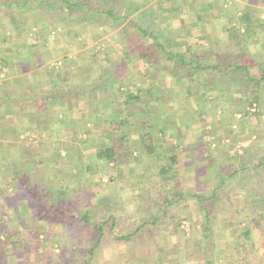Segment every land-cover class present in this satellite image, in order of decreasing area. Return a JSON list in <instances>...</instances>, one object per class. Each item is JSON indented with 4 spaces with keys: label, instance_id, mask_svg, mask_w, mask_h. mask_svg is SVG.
Instances as JSON below:
<instances>
[{
    "label": "rangeland",
    "instance_id": "1",
    "mask_svg": "<svg viewBox=\"0 0 264 264\" xmlns=\"http://www.w3.org/2000/svg\"><path fill=\"white\" fill-rule=\"evenodd\" d=\"M49 2L51 1L49 0ZM91 2L97 3L95 0H91ZM183 3L184 0H117L115 7L117 6L119 11L122 14H127L128 17L125 21H118L115 28H111V25L106 23L108 22L106 18L99 14H94V22L89 20L82 22L79 20L80 14H67L70 10L65 9L63 4L56 1L55 4L47 7H56L57 16L53 17L47 12L31 14L32 17L27 23L26 36L19 37L17 30L13 32L0 24L1 63H3L4 56L8 58L10 55L14 56V52L18 53L19 51L32 56H36L37 53L48 55V60L42 58L41 64L34 65L35 67L33 66V69L29 71L30 76L33 77L30 81H39L41 87L39 91L31 89V93L42 97L47 90L55 89L56 84H58V88L55 90L60 88L61 91L85 87L87 84H94L100 80L115 65V70L122 72L123 75L120 82H118L119 79L115 84L111 81L110 84L113 87L109 88L110 93L108 92L104 96L102 102L105 110L102 112H106L104 117L106 119L108 117L110 101L113 99L124 101L126 96H119L118 89L124 91L127 87L136 92L140 88L157 85L155 95L159 102H154L151 98L147 100V94L141 93V97L147 100L143 106H149L150 116L145 115L136 102L130 104V112L136 123L147 119L151 123L159 124L165 122L164 114L166 113L168 116L166 122L168 121L172 126L169 134L172 133L173 137L172 139L169 137L168 145L173 144L175 139H181L182 144H179L183 149L178 155L179 164H177L180 167L181 175L171 176L165 181L166 184L172 186V191H180L182 196L174 199L175 202L172 206L163 212L160 210L162 207L160 203L162 202L161 194H166L165 191H160L154 182L150 181V184H147V180L144 182L145 179H142V190L144 188L143 191H146L142 192L137 181L134 183V180L127 176L119 177L114 168L101 167L93 170L82 168L78 174L74 175L72 172L69 174L70 176L68 175L69 184L63 183L61 179L55 184L58 187L61 186L60 184L68 186L60 187L62 191H66L64 188H67V191L65 192L66 196H59V193L57 194L54 189L50 190L49 187H45L44 183L46 182L41 180L46 179L45 175L52 170L48 160V154H51L52 150L44 148L45 154H41L44 149L41 147L42 138L40 135L27 139L24 136L22 140L12 142L8 140L6 134H0L2 137L0 152L3 150L8 153L10 151L8 145H19L18 148L22 147V151L29 150L35 157L24 159L19 154L6 157L3 161L4 169L0 175V219L5 223L0 230L15 232L23 240V243L18 246L20 253L18 255L23 258L21 263L83 264V260L88 254V245L92 242L88 240L87 230L75 224L76 221L78 222L75 211H80L84 207V210L89 208L94 220H104L110 214L115 217L114 235L107 239L105 246L95 250L92 264H165L168 262V264H207L204 258L208 251L209 255L215 251L216 258L219 257L216 264H235L236 262L229 258L231 255L227 252L235 249L233 245L235 233L239 235L243 245L245 241H243L241 231L248 222L252 224L251 227H255L254 233L258 234L255 235L257 245L253 247L251 242L248 243L244 250L235 251L236 256L242 258L246 255L250 264H264V220L262 218H260L262 221L256 220L255 213H253L256 210L264 214V103L248 107L250 113H245L242 102L238 101L242 94L240 89L234 92L238 100H226L227 104L223 99L213 103L215 101L213 97L217 94L214 90L215 92H209L206 102L199 96L192 95L191 98H188V105L181 102L183 107H180L175 102H179L182 97L180 96V84L183 80L181 72L174 69L176 71L174 75L166 76L168 71L161 65L159 67L163 69L155 70L156 65L151 67L142 59L137 58L132 61L130 60L131 56L137 57L141 54L135 51L131 52L132 54L128 58L122 57L125 55L124 48L129 44V38H137L139 35L134 23L139 24L144 21H152L150 25L153 27L154 22L164 26L163 41L173 51L179 50L182 47L179 41H184L186 38L182 35L191 34V32L188 33V30L183 33L180 29L182 15L178 9H181ZM43 4L44 2L40 7L42 10H46L47 7ZM189 4L192 5V3ZM136 6L139 9H135ZM171 8L178 10L179 13H173ZM86 10L87 8L83 9V11ZM31 23L36 24V27H32ZM225 23L229 22L225 19ZM192 35L197 37V34L192 33ZM145 44L149 48L154 46L148 38H146ZM163 57L158 58L157 62L162 65H171V62L164 61ZM7 58H5L6 67L4 72H0V77H5L2 82L3 86L14 93L17 90L12 86L14 80L10 78L8 84L6 79L7 76L10 77L11 74H14L15 67L13 62H9ZM38 66L39 68H37ZM23 67L19 68L23 70ZM54 71H59V75L53 74ZM43 73L46 74L44 78H42ZM37 85L38 83H32V87ZM27 86L25 85V88ZM259 95L260 100H264V94L259 93ZM31 101V103L28 102V105L34 106V110L37 109L38 100L31 98ZM41 105L39 106L41 107ZM86 106L84 98H78L75 106L77 109H73L74 111L66 116L72 117L68 119L71 125L65 121L64 113L61 115L59 111L52 109H49L48 113L53 117L64 119L69 130H78L77 139L86 137L85 128L100 133L93 142L85 143L80 147L86 155V160L96 165V149L102 147L103 141H105L103 139L105 136L101 133H107L108 137L114 139V142L119 136L111 135L114 131L111 133L110 130L104 131L105 129L103 130L100 126L102 112L94 113L90 110V105L86 103ZM63 115L64 117H61ZM35 116L38 117L36 110L31 116L25 118L34 120ZM234 117L237 118V121ZM240 119L243 120L241 127L238 124ZM205 129L213 132L204 133ZM133 130V134L130 133V139L139 140L134 136V134L137 135L136 127ZM154 134L157 132L154 131ZM197 140L203 141L201 147L203 151L200 152L204 153L203 157H198L195 150L192 149V145L198 143ZM53 142L57 141L53 139ZM210 143L211 149L216 147L218 149L214 154L218 169L215 176L210 175L207 179V174L203 173V164L201 163L203 161L209 163L204 158L207 155V150L205 151L203 148L208 149ZM168 153H173V148H168ZM39 154L43 156L42 164L37 157ZM62 155L65 157L67 153L62 151ZM153 157L151 155L146 159L151 160ZM127 161L129 162V160ZM127 161L124 162L128 163ZM251 161L257 166L252 169L246 168V165ZM124 162L123 164L126 165ZM62 164L56 171H59L61 175H67L74 168V165L67 164L65 159ZM175 167L174 165L173 169ZM196 167L198 169L195 170ZM210 169L211 167L206 168L208 174H210ZM235 169L239 170L236 174ZM132 170L128 167L123 172L126 175H131ZM225 172L228 176L224 180L222 175ZM16 174H18V178H16ZM75 175L79 176V179H76L80 184H91L92 188L99 189L100 193L102 191L101 195L99 197L92 195L85 200L74 196L75 192L68 188L75 185ZM17 179L22 182L19 186L22 192L19 194ZM9 185L12 187L8 189ZM217 185H221L218 190H216ZM197 192L202 193L204 198L210 197L214 192H216V196L212 201L206 199L201 203L196 196ZM59 198H64L63 204L58 201ZM211 203L212 205L214 203L212 212L215 214L212 215V231L207 233L217 240L212 245L208 244L203 236L204 226L207 223L203 206ZM79 204H81L80 209ZM154 218H159L156 226H142L143 222L146 223L147 220L151 221ZM66 222H69V228L65 227ZM237 225L239 230L236 231ZM51 229L53 232H50ZM69 231L72 232V236L76 237L75 241L71 238ZM130 233H133L130 239H117V236ZM36 234L37 237H35ZM3 235V232L0 231V237ZM207 241L210 239L208 238ZM36 247L40 251L47 247L48 250H52L54 256L51 259L34 260L33 253ZM31 250L33 253H30Z\"/></svg>",
    "mask_w": 264,
    "mask_h": 264
},
{
    "label": "trees",
    "instance_id": "2",
    "mask_svg": "<svg viewBox=\"0 0 264 264\" xmlns=\"http://www.w3.org/2000/svg\"><path fill=\"white\" fill-rule=\"evenodd\" d=\"M50 1L51 2H49V0H0V24L6 29H11L13 32L14 30H17L19 37L26 36L27 23L29 22L30 17H32L31 14L35 12L36 14H44L47 12L48 14L50 13L53 17L57 16V13L55 11L56 7H47L51 6V4L53 3L55 4V1L63 4L65 9L70 10V12H68L67 14H80L81 18L79 20L82 22H87L88 20L92 22L95 17L94 14H99L103 15V17L106 18V20L108 21L106 23L111 25V28H115L117 26L118 21H125L128 17L127 14H122L117 6L115 7L117 0H95L97 1V3H95L96 5L93 4L91 0ZM42 2H44L43 5L47 7L46 10H42V7H40ZM158 4L160 5V3ZM84 8H87V10L83 11ZM135 9H139V7L136 6ZM234 19L235 15L232 12V20ZM232 20L229 19L228 22L232 23ZM236 22L237 25L234 27L227 25V32H225V34L227 37L226 42H228L229 44L221 47L222 51L224 50L225 54L224 56L221 55V57L220 55H218L215 61H208L207 58L209 54L215 53L214 51L217 47L213 45H211V48H205V52L194 49L192 45L187 46L185 48L180 47L179 50L173 51L170 46H168L165 41H163V36H165L164 26L158 25L156 22H154L153 27L150 25L152 21H144V23L139 24L134 23L137 31L139 32V35L137 38H129V44H127L124 48L125 55L122 57L128 58L130 57L129 55L132 54L131 52L135 51L141 54H139L137 57L131 56L132 58L130 57V60L132 61H135L137 60V58H139L151 67L153 65H156L155 70H158V68H166V70L168 71L167 76L174 75L176 73L174 69L181 72L183 75V80L180 84V96L182 97L180 98L181 100L179 102H175V104H178L180 107H183L181 102L185 105H188V98H191L192 95H197L203 101L206 102L209 92L214 90L219 92L214 95L213 98L215 101L213 103L225 98L227 100H235L237 98L235 97L234 92L236 88H239L242 94L240 97L241 99L237 100L239 102H242L243 109L245 110L244 112L250 113L247 109L248 107H252L255 104L261 103L259 93L260 88L264 86V68L261 67V70H259L258 73L252 74L251 69L253 65L251 64L252 61L249 58L250 55L245 51L244 46L238 45L240 43H244L246 39L251 38V31L253 30H251L252 26L250 24H254L255 20H253L251 14L244 13L240 17V19L235 20V23ZM31 25L32 27H34L35 24L31 23ZM242 28H244V30H242ZM146 38L149 39V42H152L154 44L153 47L149 48L148 46H146ZM223 40L224 39H221V41ZM235 42L237 43V45L234 44ZM162 56H164L163 60L167 62L170 61L171 65H162L161 63L157 62L159 61L158 58ZM2 59V65L6 64L5 59ZM159 65H161L163 68L159 67ZM114 66L115 65H113V68L110 69L107 74L103 75L100 80L96 81L94 84H87L85 87H76L68 89L67 91H61L60 88L58 90H55L58 88V84H56L55 89L52 88L46 91V101H54L58 98L63 99L65 97H83L86 103L90 105V110L92 112L99 113L105 111L103 109L104 105L102 104V102L105 94H107L108 92L110 93V89L111 87H113L110 83L112 81V83L115 84L118 79V82H120L121 76L123 75L122 72H118V70H115ZM94 68L97 67L94 66ZM53 74L59 75V71H54ZM157 87V85H151V87H146L143 89L140 88V90L136 92L129 90L127 87L124 91L118 89L117 92H120L119 96L121 95L126 97L123 102L115 99L110 101V108L107 113L108 117L106 119V117H104L106 116V112H102V120L100 121V126H102L103 130L105 129L104 131L110 130V133L114 131L111 133V135L115 134V136L119 137H117L116 141L114 142V139L108 137L107 133V135L101 133L105 136V138H103L105 141H103L104 145L102 147L96 149V165L91 164L89 161L86 160V155L83 153L80 147L85 143L90 144L91 142H93L94 139H96L100 135L99 132L95 133L92 129L85 128L84 132L86 134V137L84 139H77L79 131L75 129L69 130V128L66 126V122L64 121V119L56 116H51V114L48 113L49 111H47V107L45 104L41 105L43 106V110L39 112L36 111L38 115V117L35 116L36 120H28V118H24L23 124H21L19 127L17 126L18 135L20 133H24L26 139L30 137L34 138L37 137V135H40V137L42 138V141H40L42 149L46 148L47 150H52V153L48 154V160L50 162L52 170L47 172V174L45 175L46 179H41L43 182H46L44 183V186L49 187L48 189L50 190L54 189L57 194L59 193V196H66L65 192L67 191V188H64V190L66 191H62L60 187L68 186L64 184H60V187L56 186L55 184L58 180L61 179L63 183L69 184L68 175L72 174V172L73 175L78 174V171L82 170V168H87L88 170H93L95 168L100 169L101 167L105 169L114 168L115 170H117V174H119V177L123 178L124 176H127L130 177L131 180L133 179L134 183L135 181H137L136 183L140 186V190H142L143 187L141 184L142 179H145L144 182H146L147 180V184H150L149 182L152 181L155 185H158V189L160 191L166 192V194H161L162 202L160 204L162 207L160 210H162L163 212L167 211L168 207H171L172 204L175 202L174 199H177L178 197L182 196V193L180 191H172V186L166 184L165 181L171 176L174 177L181 175L179 171L180 167L177 164H179L178 155L183 149L181 148L178 141L173 142V144L171 145H168L170 139H172L173 137L171 135L172 133L169 134L171 132L172 126L170 123H168V121L166 122V117H168L166 113L164 114L165 122H162L160 124L155 122L151 123L150 121H147V119H144L140 123H136V120L134 119V116L132 115L129 109L130 104L136 102L137 104H139L140 110L143 111L145 115L150 116L149 106H143V104H146L147 100H150V98L154 101L157 100L159 102L155 95V90L157 89ZM141 93L147 94V100L141 97ZM185 105L184 109L187 106ZM98 109L100 111H97ZM235 120L237 121V118H235ZM137 124H139V126H137ZM238 124L239 127H241L243 125V120L238 122ZM134 127H136L137 129V135L134 134V136L138 137L139 140H132L129 137L130 133L133 134ZM176 128L178 129L179 126L177 125ZM154 131H156L157 134H154ZM231 131L234 130L231 129ZM178 132H180V130H178ZM203 132L206 133L213 131H208L207 129H205ZM53 139H55L57 142L54 143ZM18 147L19 145H8V149L10 150L8 153H5V151L3 152V150L1 149L2 151L0 152V175H2V171L4 169L3 161L6 157H13L19 154L24 159H32L33 154L29 152V150L27 151V149H25L22 151V147ZM168 148H173V153L169 154ZM192 149L195 150V153L198 157H203L204 153H200L202 149L198 148L196 143L192 145ZM203 149L205 151L207 150V155L204 158H206L209 163L214 164V172H216V170L218 169V163L217 159H215L214 154H216V150H218L217 147L215 149H211L210 143L208 149ZM62 151H65L67 153V156L64 157L62 155ZM41 154H45V149L43 152H41ZM41 154H39L37 157L39 162L41 160L40 163L42 164L43 156ZM151 155L154 156L153 159H146L148 158V156ZM64 159L67 161V164L74 165L72 171L68 172L67 175H61L59 171L56 172L57 170H59V165H63L62 162ZM123 160H129V162L127 161L128 163H125ZM123 162L126 165H124ZM174 165L176 166L175 169H173ZM256 166L257 164L254 163L251 167L247 164L246 168L252 169ZM128 167L133 169V173L131 175H126L123 172ZM237 172H239V170L235 171V174ZM227 176L228 175L225 172L222 175V178L225 180ZM16 178H18V174H16ZM76 178L79 179V176L75 175V185L70 186L68 188V190L71 189L73 192H75L74 196H79V198H83L85 200V198L88 199L92 195L96 197H99L101 195L102 191L100 193L99 189L92 188L91 184H80L79 180H77ZM20 182L21 181H19V183H16L18 187L22 183ZM221 185H217L218 187H216V190H218ZM10 187H12V185H9L8 189ZM143 190L142 192H146ZM45 191L50 192L49 190ZM21 192L22 189L19 187L18 194ZM196 196L202 203L203 201H206V199L207 201H212L213 198L216 196V192H214L208 198H204V196H202V193L198 192L196 193ZM58 201H61V204H63L64 198H59ZM87 201L89 202V200ZM80 205L81 204H79L78 206L79 209L81 207ZM213 206L214 203L213 205L211 203L207 204L206 206H203L205 209V216L207 222L204 226L205 232H203V236L204 240L211 245L213 244V242L215 244L217 241L215 240L214 236H209V233H207L209 231H212V215L215 214L214 212H212ZM82 208V210L80 209V211H75V214L78 217V222L76 221L75 224L82 228H85V230H87L88 232V240L89 242H92V244L90 243V245H88V254L84 258L83 264H92L95 250L98 247L105 246L107 244V239L114 235L113 229L115 226V217L114 215L110 214L104 220H94L91 216L89 208L86 210H84V207ZM253 213H255L256 220L262 221L260 218L264 220L263 213L259 211L257 212L256 210H254ZM157 222H159V218H154L151 221L147 220L146 223L143 222L142 226L151 225L154 227L157 225ZM3 224L5 223L1 222L0 219V228L3 227ZM251 226L252 224L248 222L247 224H245V227L241 231L243 241H245L243 245L241 244V239L239 238V235H236L235 233V237H233V240L235 241L233 242L235 249L227 253L231 255L229 256V258H232L231 260L236 262L235 264H239L241 262L250 264L249 261H247L246 255H244V257L242 258L238 257L236 256L237 253H235V251L239 249L244 250V248L247 247L248 243L250 242L253 247H256L257 238L255 236L254 229ZM65 227L69 228V222L65 223ZM237 230H239L238 225L236 231ZM0 231L4 234L2 237H0V264H23L21 263L23 259L22 256L20 257L18 255L20 254L18 246L20 243H23V240H21V238L15 232H5V230ZM50 232H53V229H51ZM69 232L71 238H73L75 241L76 237L72 236L71 231ZM37 236L38 235L36 234L35 237ZM132 236L133 233H130L127 235L117 236V239L127 240L130 239ZM208 238L210 239V241H207ZM37 247L34 253L32 252V250L30 251V253H33L34 255V260L38 259L39 261V259L41 260L45 258L51 259V257L54 256L52 250H48L47 247H44L45 249L43 251H40ZM207 251L208 249L206 250V252ZM208 252L207 254H205L204 258L207 264H216L215 262H217L216 260L219 257L216 258L217 255L214 254L215 251L211 253V255H209ZM11 256L13 257L12 260ZM220 262H222L221 259Z\"/></svg>",
    "mask_w": 264,
    "mask_h": 264
},
{
    "label": "crops",
    "instance_id": "3",
    "mask_svg": "<svg viewBox=\"0 0 264 264\" xmlns=\"http://www.w3.org/2000/svg\"><path fill=\"white\" fill-rule=\"evenodd\" d=\"M189 3H192V5H190ZM167 9L169 8L167 7ZM170 10H172L173 13L176 14H178L179 12L177 11L180 10L182 15L181 17L182 24L180 26V29L183 31V33L185 30H188V33L191 32V34L182 35L183 37H186L184 41L183 40L179 41L180 44H182L183 48L192 45L194 49L205 52L206 51L205 48H209V47L211 48V45L217 47L215 48L214 54L208 55L207 57L208 61H215L218 55H220V57L221 55L224 56L225 52L224 50L222 51L221 47L229 44L228 42H226L227 37L225 34V32H227V27L236 26L237 23H235V20L240 19V17L244 13L251 14L253 20H255L254 24L253 23L250 24L252 26L251 30H253L251 31L252 36L250 39L249 38L246 39L244 43H240L238 45L244 46L245 51L250 55L249 58L252 61L250 62L253 65L251 69L252 74L258 73L259 70H261V67L264 68V0H254V1L253 0H184L181 9H178L176 11L174 10V8H171ZM232 12L235 15V19L233 20L232 23H228V24L225 23V19L227 21H229V19L232 20ZM34 27H36V24L34 25ZM33 29L35 30V28ZM242 30H244V28H242ZM192 33L197 34V37H193ZM221 39L224 40L221 41ZM236 42L234 44L237 45ZM19 52L18 53L14 52L13 53L14 56L10 55V57L8 58L2 56L4 59L7 58L9 62H13V66L15 67L14 70L12 68L14 74H11L10 77L7 76L6 80L8 84H9V80L11 79L14 80V85L12 86L14 88H17L16 92L13 93L12 91L8 90L7 87H4L2 82L5 77L4 78L0 77V134H6L8 140L12 142L20 141L24 138V133H20L18 135L17 126L19 127L21 124H23L24 121L23 119L27 116H31V114L35 113V110L38 112L43 110V106L40 107L39 106L40 104L42 105L45 104L47 107V111L49 109H52L53 111H59L61 115L62 113H64L65 121L68 123V125H71L68 119L72 117L69 116L66 117V116L71 111H74L73 109H77L75 108V106L77 105V101H78V98H72V97H65L63 99L58 98L54 101H48V100L46 101V99H44L45 93H43L42 97L31 93V89L33 90L38 89L39 91L41 87L39 86L40 85L39 81L37 82L34 80L30 81V79L33 77L30 76L29 71L33 69L34 65L41 64L43 60L42 58H46L48 60L47 57L48 55L47 56L43 54L40 55V53L36 52L37 53L35 54L36 56H32V55H28L26 52L23 53L21 52L19 53ZM19 67H23V70L20 69ZM37 68H39V66ZM44 77H46V74L43 73L42 78ZM34 82L38 83V85L32 87V83ZM25 85L28 86L25 88ZM238 90L239 88H236L235 92H237ZM216 92L218 93L219 91ZM262 93L264 94V86H262V88L260 89V94ZM31 98L32 100L33 99H35L36 101L38 100L37 101L38 107L35 110H34V106L28 105V102L29 103L32 102ZM223 100L224 103L227 104L228 102L226 101L227 99L225 98ZM154 102H157V100H155ZM262 103H264V100L261 101V104ZM85 106H86V101H85ZM61 117H64V115ZM1 138L2 137L0 136V140ZM176 141L182 144L181 139H175V142ZM202 144L203 141L199 140L197 143V147L201 148ZM201 164H203V168H202L203 173L207 174L208 177L207 179H209L210 175L215 174L213 169L214 164L211 165L212 163H207L206 161H203ZM248 165L251 167L253 165V162L251 161ZM207 167L208 168L211 167L210 174H208L206 171ZM196 169L198 168L196 167L195 170ZM236 170L238 171V169H235V171ZM253 229L255 232V227Z\"/></svg>",
    "mask_w": 264,
    "mask_h": 264
},
{
    "label": "built area",
    "instance_id": "4",
    "mask_svg": "<svg viewBox=\"0 0 264 264\" xmlns=\"http://www.w3.org/2000/svg\"><path fill=\"white\" fill-rule=\"evenodd\" d=\"M4 69H5V66L2 65L1 60H0V72H4Z\"/></svg>",
    "mask_w": 264,
    "mask_h": 264
}]
</instances>
